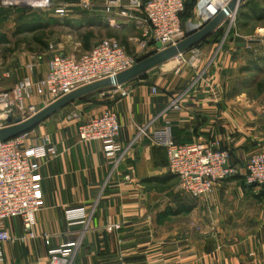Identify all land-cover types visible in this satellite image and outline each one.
I'll use <instances>...</instances> for the list:
<instances>
[{
    "label": "crops",
    "instance_id": "obj_1",
    "mask_svg": "<svg viewBox=\"0 0 264 264\" xmlns=\"http://www.w3.org/2000/svg\"><path fill=\"white\" fill-rule=\"evenodd\" d=\"M63 3L57 7H67ZM106 13L104 27L114 30L110 37L129 54H138L149 30L141 12L132 19ZM189 21L200 24L196 10ZM221 28L224 36L217 42L214 33ZM216 31L200 48L184 53L192 55L178 68L172 69L173 59L123 85L128 96L117 87L86 94L30 132L28 145L47 143L57 156L41 162L44 207L36 217L37 237L27 236L21 219L7 221L4 228L12 240L3 245L2 264H48V251L68 243H78V264H264V188L241 178L246 174L242 163L264 150V134L258 144L251 143L248 124L254 117L243 110L245 102L236 107L229 88L243 66L262 57L254 49L261 42L245 36V41L235 40L241 35L236 22L229 29L223 21ZM91 39L85 53L99 43ZM59 53L74 57L67 50ZM50 55L24 47L0 54V88L12 89L32 64L35 78H42ZM46 102L33 99L42 109ZM174 102L180 110L172 108ZM107 109L118 115L123 146L112 162L102 143L82 142L78 134L81 123ZM141 127L150 132L169 127L178 143L217 141L240 176L216 184L207 197L180 194L166 151L140 137ZM72 209H84L87 222L72 224L66 216Z\"/></svg>",
    "mask_w": 264,
    "mask_h": 264
},
{
    "label": "built area",
    "instance_id": "obj_2",
    "mask_svg": "<svg viewBox=\"0 0 264 264\" xmlns=\"http://www.w3.org/2000/svg\"><path fill=\"white\" fill-rule=\"evenodd\" d=\"M230 1L198 0L196 11L201 21L197 26L190 23L192 28L198 29L214 19ZM185 3L186 0H106L105 10L108 13L117 11L120 16L132 19L135 11L141 12L149 30L140 42V52L131 55L119 41L106 38L79 58L55 54L50 60L48 72L42 78H35L34 65H29L28 74L19 79L12 89L0 88V122L9 117L13 121H26L42 110L38 104L33 103L34 98H44L47 107L78 89L131 69L143 58L142 53L152 50L154 54L160 51L157 44H161L162 49L176 46L187 37V28L185 30L181 19ZM0 6L11 10H52L60 18L67 14V7H55L54 0H0ZM237 11L238 8L225 20L229 29L236 22ZM262 43L264 46V33ZM184 56L182 53L175 59L184 61ZM116 87L121 90L123 97L128 96L123 85ZM156 92L153 89V93ZM172 108L180 110V105L174 102ZM75 116L76 113L70 115ZM120 130L117 113L107 109L101 115L81 123L78 134L82 142L102 143L104 156L112 162L123 152L119 141ZM139 133L140 137L166 151L168 168L178 178L177 190L180 194L195 198L207 197L212 194L216 184L240 174L239 169L230 164L229 151L217 141L178 143L169 127L152 132L147 127H141ZM29 134L0 142V264L4 263L3 245L12 240L4 228L7 221L21 219L27 236L31 239L37 237L36 217L44 207L41 162L57 156L56 148L47 143L28 145ZM245 169V183L264 188V150L253 153ZM66 216L72 224L87 222L84 209L68 210ZM45 240L50 245L48 236H45ZM77 249L78 243L51 248L48 251V264H78Z\"/></svg>",
    "mask_w": 264,
    "mask_h": 264
},
{
    "label": "rangeland",
    "instance_id": "obj_3",
    "mask_svg": "<svg viewBox=\"0 0 264 264\" xmlns=\"http://www.w3.org/2000/svg\"><path fill=\"white\" fill-rule=\"evenodd\" d=\"M257 1L260 3V0ZM60 2H64L63 4L67 5L68 17L66 16L65 18H60L56 16L52 10L0 11V54H5L7 50L13 51L24 47V49L30 52H43L45 50V52H49V54H51V57H53L55 53L57 54L60 51L66 52L67 50V52L69 51L70 54L74 55V57L79 58L84 55L87 50L83 41V36L86 33L92 32L94 34L91 41L95 40L100 42L103 39L111 38L110 35L114 33V30L111 32V30L93 26V24L92 26H88L89 21L93 18L96 19L98 17H102L104 19V16L102 15L106 13L103 12L105 11L106 0H54L55 7L58 6ZM109 15L111 14H108V16ZM95 19H93L92 22ZM38 22L49 24L50 27L33 34H15L21 25H24L25 23L34 24ZM188 23L191 22L189 21L185 23V28H187ZM191 24L194 25V23ZM239 33H241V35L235 37V40L237 41H245L242 36H245L246 39L252 41H260L261 44L259 47H255L254 49L258 50V52H260L259 54L264 57V46L262 43L264 21H251L246 28L239 31ZM35 36L44 37L47 48H43L35 43L33 40ZM231 38L233 37L229 36L228 40ZM4 40H7L8 43H5ZM116 40L119 41L118 39ZM191 55L192 54H188L184 57L188 60ZM173 62L175 65L172 69L178 68L179 64H182V60L179 59H174ZM229 88L232 89L231 93L234 95L236 107L239 108V104H243L245 102L244 105L247 106H245L243 110L248 109L252 112L251 116L254 118H250L248 124L251 131L250 139L251 143L258 144V138H261L264 134V73L237 75L230 83ZM6 124L5 120L2 119L0 125L5 126ZM28 143L29 142L27 141V144ZM257 144H255V146ZM245 162L247 163V160L244 161L242 165Z\"/></svg>",
    "mask_w": 264,
    "mask_h": 264
},
{
    "label": "water",
    "instance_id": "obj_4",
    "mask_svg": "<svg viewBox=\"0 0 264 264\" xmlns=\"http://www.w3.org/2000/svg\"><path fill=\"white\" fill-rule=\"evenodd\" d=\"M245 1L246 0H231L230 3L219 13V15H217L208 23L200 26L198 29L192 28V25L188 23L187 37L179 42L176 46L162 49L161 44H157V48L160 51L139 61L131 69L120 73L115 77H111L78 89L45 107L38 114L26 121H22L21 119L13 121V119L9 117L6 120L7 125L0 129V142L8 141L30 132L41 123L58 113L60 110L86 94L93 93L103 88L125 85L131 81H134L135 79H138L140 76L149 72L150 70L177 58L180 54L195 47L197 44L213 34L223 23V21L226 20L228 15L235 11Z\"/></svg>",
    "mask_w": 264,
    "mask_h": 264
},
{
    "label": "trees",
    "instance_id": "obj_5",
    "mask_svg": "<svg viewBox=\"0 0 264 264\" xmlns=\"http://www.w3.org/2000/svg\"><path fill=\"white\" fill-rule=\"evenodd\" d=\"M198 0H186L185 3V10L181 15V19L182 22L185 24L186 22H188V20H192L194 18V14H195V10H196V4H197ZM11 9H4L2 7H0V11H8ZM18 11H26V9H17ZM101 18V19H100ZM98 17V18H93L95 19L93 22L91 19L89 21L88 26H98V27H104L103 24V18L102 17ZM263 22L264 21V0H260V3H258L257 0H246L244 3H242L239 6L238 9V14H237V18H236V26L238 27V29L240 31H242L243 29L246 28V26L249 24V22ZM50 25L49 24H44L41 22L38 23H34V24H30V23H25L24 25H21V27H19L17 29V31L15 32L16 35L18 34H27V33H36L38 31H42L45 30L47 28H49ZM215 35V40L217 42H219L220 40H222L223 36H224V29H219L218 31H216L214 33ZM234 35V31H231L228 35V37H233ZM94 34L92 32H88L83 36V41H84V45L85 47H87V43L89 42V40L91 38H93ZM34 42L37 43L39 46L43 47V48H47L46 47V41L44 40V37L42 36H35L33 38ZM207 39L203 40L202 42H200L199 44H197L195 47L187 50L184 53H187L189 51H191L194 48H200L202 43H204ZM3 42V41H1ZM5 43H8L7 40H4ZM149 56L144 57L143 59L147 58ZM141 59V60H143ZM140 60V61H141ZM240 73L241 74H261L264 73V57H259L255 60L250 61L249 63H247L245 66H243L240 69ZM146 74V73H145ZM145 74H143L142 76H140L139 78L143 77ZM104 89H108V88H103V89H99L93 93H97L101 90ZM91 93V94H93ZM90 95V94H88ZM85 98L82 97L80 100H83ZM34 130V129H33ZM33 130H31L30 132H32ZM28 132V133H30ZM174 176V175H173ZM240 175L233 177L238 178ZM231 178V179H233ZM243 179V181L245 182V177H241ZM175 213H179V211L175 212Z\"/></svg>",
    "mask_w": 264,
    "mask_h": 264
}]
</instances>
